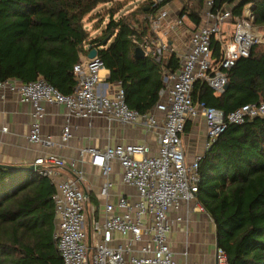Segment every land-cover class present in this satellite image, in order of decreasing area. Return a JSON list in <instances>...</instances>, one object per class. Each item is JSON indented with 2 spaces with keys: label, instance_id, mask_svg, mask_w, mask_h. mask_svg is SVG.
Returning <instances> with one entry per match:
<instances>
[{
  "label": "built area",
  "instance_id": "obj_1",
  "mask_svg": "<svg viewBox=\"0 0 264 264\" xmlns=\"http://www.w3.org/2000/svg\"><path fill=\"white\" fill-rule=\"evenodd\" d=\"M151 1L154 12L147 16L148 28L138 47L163 71L160 100L155 105V110L162 113V122L154 113L131 109L120 84H117L119 88L114 96L99 93L100 71L104 64L98 57L74 66L78 84L70 95L62 94L44 79L29 83L16 79L0 82L1 89L15 92L20 101L33 105V122L28 136L33 144L46 148L63 147L73 137L69 122L58 143L42 133L47 103L65 106L67 118L103 117L122 125L143 124L156 137L155 148L149 144H117L82 151V157H89L90 163L101 170L104 179L100 189L102 196L108 197L112 187L113 163L122 169V183L134 187L137 192L136 199L120 195L116 204H106L100 217L93 207L88 208L89 197L81 186L86 177L77 163H67L54 153L34 160L35 172L55 183L54 240L62 264H177L168 235L175 225L189 220L188 217L184 219L181 211L185 205L198 201L201 181L199 164L202 155L188 161L183 146L182 137L188 121L199 116L204 118L208 150L228 125H241L246 120L264 117V103L244 105L225 115L192 98L196 82L206 83L216 94H222L228 84L229 72L236 63L248 58L255 45L264 44V25L255 24V15L250 10L252 5L247 6L242 16L234 17L227 6L225 11L215 9L216 0H204L202 22L191 33L187 49L179 57V68L171 70L168 65L175 50L162 34L169 24L170 12L164 8L166 0ZM176 19L177 24L182 25V18ZM227 25L232 26V31L229 38L221 39ZM213 37L222 40L218 39L222 42L219 59L213 57ZM65 168L69 169L68 176L56 182ZM199 205L197 202L195 209ZM88 215L93 217L91 233L95 238L92 249L86 230ZM118 236L121 237L119 241ZM216 261L217 264H228L221 250L217 252Z\"/></svg>",
  "mask_w": 264,
  "mask_h": 264
},
{
  "label": "trees",
  "instance_id": "obj_2",
  "mask_svg": "<svg viewBox=\"0 0 264 264\" xmlns=\"http://www.w3.org/2000/svg\"><path fill=\"white\" fill-rule=\"evenodd\" d=\"M114 1L0 0V82L44 79L70 95L78 84L74 66L95 48L110 70L109 82L120 84L129 107L150 112L160 100L163 71L150 57L137 58L135 50L154 12L152 1L141 9L144 25H134L132 14L116 18L110 11L101 34L92 37L85 19ZM187 2L182 15L198 27L204 0H190L192 7ZM231 4L234 17L252 5L255 24L264 25V0H216L215 9L225 11ZM211 48L219 59L222 45L215 37ZM168 66L179 68L175 52ZM192 98L225 115L264 103V44L236 63L222 94L196 82ZM199 174L197 199L215 224L217 246L228 264H264V117L228 125L202 156ZM54 193V185L37 172L0 166V264H62L54 240Z\"/></svg>",
  "mask_w": 264,
  "mask_h": 264
},
{
  "label": "crops",
  "instance_id": "obj_3",
  "mask_svg": "<svg viewBox=\"0 0 264 264\" xmlns=\"http://www.w3.org/2000/svg\"><path fill=\"white\" fill-rule=\"evenodd\" d=\"M233 6L234 4L228 5L227 9L232 11ZM247 6L244 10L247 9ZM164 8L167 9L166 6ZM250 10L252 11V6ZM169 12V24L162 34L164 39L172 45L176 56L179 58L186 51L190 35L197 27L186 14L182 15V13H178V15L181 14L180 18H182L183 23L178 25L176 16H173L171 10ZM104 27L99 28L91 36L100 35ZM87 30L91 32L90 29ZM231 31L232 26H224L221 39L229 38ZM218 39L222 41L220 37ZM88 59V56L83 57L82 61L86 62ZM109 77L110 70L105 67L101 69V82L98 91L107 94V96H114L119 86L110 83ZM44 106L46 116L41 127L44 135L53 137L55 142L58 143L64 126L68 122L71 124L73 137L63 147L46 148L31 143L28 136L33 122V105L20 101L15 92L0 88V166L28 167L32 165L36 158L51 153L60 156L67 163H77L86 177L81 186L89 197L88 208L93 207L97 211V217L104 213L106 204H116L120 195L136 199V189L122 183V169L117 163L112 165L113 171L110 177L112 187L109 190V195L108 197L102 196L100 189L104 179L101 170L90 163L89 157H82L81 153L85 149H104L117 144H149L155 148L157 141L154 134L143 124L135 126L122 125L117 122L111 123L103 117L91 119L67 118L65 106L50 103ZM147 113L156 114L159 121L162 122V113L157 112L155 107ZM182 139L188 161H193L196 156L204 155L207 143V127L202 116L188 121ZM68 171L69 169L65 168L60 175L61 177L56 179V182L67 177ZM46 180L53 184L50 179L46 178ZM197 202L183 207L181 214L185 220L187 217L189 220L175 225L168 235V241L175 253L177 264H217L216 227L210 215L201 205L195 209ZM171 215L173 216V214ZM92 219L93 217L88 215L86 222L88 244L91 249L92 240L95 238L92 237L91 233ZM100 219L103 220V217ZM116 238L118 241L121 239L119 236Z\"/></svg>",
  "mask_w": 264,
  "mask_h": 264
},
{
  "label": "rangeland",
  "instance_id": "obj_4",
  "mask_svg": "<svg viewBox=\"0 0 264 264\" xmlns=\"http://www.w3.org/2000/svg\"><path fill=\"white\" fill-rule=\"evenodd\" d=\"M147 1L151 0H119L114 1L112 4H101L85 19V26L91 30L90 34H95L99 28L104 27L105 23L108 22V14L110 11H113L115 15L118 14L115 16L116 18L132 14L134 25H144V12L141 9L146 5ZM183 1L187 0H166L163 5L171 10L173 16L181 17V14L178 15V13H182ZM187 3L188 7L193 6L190 0Z\"/></svg>",
  "mask_w": 264,
  "mask_h": 264
},
{
  "label": "water",
  "instance_id": "obj_5",
  "mask_svg": "<svg viewBox=\"0 0 264 264\" xmlns=\"http://www.w3.org/2000/svg\"><path fill=\"white\" fill-rule=\"evenodd\" d=\"M107 41H105L106 43ZM135 55L137 58H141V57H145V53L142 49L140 48H137L135 50ZM97 57V50L94 48V49H91L89 54H88V58L89 59H94ZM228 88V84L226 85L225 89ZM7 169H10V170H13V171H35V167L33 165H30L28 167H19V166H14V165H5L3 166ZM219 251L218 249V246H217V252Z\"/></svg>",
  "mask_w": 264,
  "mask_h": 264
}]
</instances>
